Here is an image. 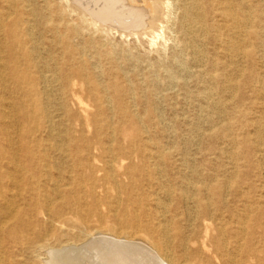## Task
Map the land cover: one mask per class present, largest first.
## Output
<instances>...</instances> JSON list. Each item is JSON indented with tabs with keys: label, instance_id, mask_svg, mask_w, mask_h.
<instances>
[{
	"label": "rangeland",
	"instance_id": "1",
	"mask_svg": "<svg viewBox=\"0 0 264 264\" xmlns=\"http://www.w3.org/2000/svg\"><path fill=\"white\" fill-rule=\"evenodd\" d=\"M150 2L135 30L121 9L97 22L103 0H0V220L30 230L21 264H264V0ZM92 235L98 252L63 250Z\"/></svg>",
	"mask_w": 264,
	"mask_h": 264
},
{
	"label": "bare ground",
	"instance_id": "2",
	"mask_svg": "<svg viewBox=\"0 0 264 264\" xmlns=\"http://www.w3.org/2000/svg\"><path fill=\"white\" fill-rule=\"evenodd\" d=\"M79 1V0H78ZM90 1H92V0H90ZM104 1V5H103V7H102V9L101 10H94L93 12H92V16L94 17V19L97 21V22H109L110 24H111V26H114V27H118V28H122V26H120L119 25V22L121 23L122 22V20L120 21L119 19L120 18H122V17H125L126 19L128 18H130V20L132 19V18H134V20H131L130 22V25H132L133 24V26L131 27V29H135V30H140V29H142L143 27H145V25L146 24H144L143 25V23H144V21H146L145 20V18L147 17V15H149V14H152V13H154L155 12V8H154V6L151 4V2H150V0H128V1H125V0H103ZM124 1V3L126 4V6H124V5H120V4H122V2ZM82 2V1H81ZM87 3V2H86ZM100 4V3H99ZM79 5V4H78ZM86 5V4H85ZM78 7H80V6H78ZM93 7V6H92ZM122 8H124V9H122ZM100 9V8H99ZM119 9H121V13H118L119 14V19H118V21L116 22V23H114L113 21L114 20H116V19H114V18H111V16L112 15H114L115 13H117V12H119L118 10ZM201 9V8H200ZM117 15V14H116ZM10 16V15H9ZM110 16V17H109ZM9 18V17H8ZM40 18V17H39ZM105 19H106V21H105ZM237 19V18H236ZM128 22V21H127ZM127 22H125V23H127ZM39 23V22H38ZM108 23V24H109ZM124 23V24H125ZM36 25V24H35ZM33 26V25H32ZM110 26V25H109ZM130 27V26H129ZM2 29V28H1ZM121 30V29H120ZM195 30V29H194ZM193 30V31H194ZM31 33V32H30ZM129 33V32H128ZM203 38V37H202ZM219 38V37H218ZM197 43V42H196ZM201 54V53H200ZM43 57V56H42ZM11 61L13 60V57L12 56H10V57H8ZM202 59V58H201ZM4 60V57H3V52L1 51V49H0V62H2ZM47 65V64H46ZM48 69V68H47ZM49 77V76H48ZM45 78V77H44ZM59 78V77H58ZM51 81V80H50ZM48 82V81H47ZM55 82V81H54ZM56 83V82H55ZM46 84V83H45ZM80 104H82V102L80 103ZM2 115V113L0 112V116ZM17 120V119H16ZM13 137H12V135L8 132V130L7 129H5V128H2L1 130H0V160H3V158H4V156H5V153H6V151H5V149L3 148V146H2V144L4 143V146H12V144H13ZM62 144V143H61ZM66 144V143H65ZM110 145V144H109ZM185 180V179H184ZM16 184V183H15ZM17 186V185H16ZM163 186V185H162ZM12 189V188H11ZM172 189V188H171ZM2 192V191H1ZM13 192V191H12ZM11 192V193H12ZM7 203V202H6ZM9 204V203H8ZM6 205V204H5ZM4 207V206H3ZM8 209V208H7ZM10 209V208H9ZM13 210V209H12ZM165 210V209H164ZM13 212V211H12ZM2 212L0 211V214H1ZM4 213H7V212H4ZM7 216L5 217V219H2V220H0V264H3V263H8V262H12V264H21L20 263V260L18 259V260H16V258L18 257V256H21V255H27L28 253H29V251L33 248V246L36 244V243H34L33 241H32V239H31V233H30V230H29V228L27 227V226H25L22 222H18V221H16L15 219V217H12V216H10L9 215V213H7L6 214ZM230 222V221H229ZM171 232V231H170ZM98 237V236H97ZM43 239H44V237H43ZM94 239H96L95 237H94ZM103 239V238H102ZM105 239V238H104ZM97 240V239H96ZM106 240H108V239H106ZM101 241H105V240H101ZM109 241H111V240H109ZM109 241H107V242H109ZM99 242V241H98ZM110 244H111V246L112 245H115V247H117L119 250H123V248L125 247L124 246V243H119V242H114V241H111V242H109ZM136 243V242H135ZM5 244H7L9 247L8 248H6L7 249V257H5L4 255H3V253H2V251L1 250H4L3 248L5 247ZM100 244V243H99ZM102 244H103V242H102ZM126 244V247H128V245H127V243H125ZM129 244V243H128ZM216 244V243H215ZM104 245V244H103ZM106 245H109V244H106ZM136 246H135V248L137 249H139V247L137 246L138 244H135ZM98 246V243L96 242V241H94L93 240V235L92 236H90V239H89V241L85 244V245H83L82 247H77V248H67V249H63L64 251H73L74 253H76V252H78L79 253V251H82V250H91V251H97L96 250V248H98L97 247ZM102 247V246H101ZM107 247H109L110 248V246H107ZM114 247V246H113ZM112 247V248H113ZM133 247V246H132ZM132 247L130 246V248L132 249ZM140 247L142 248H146L148 251V253L150 254V251H151V254H152V252H154L153 254L155 255H153L154 257H156L157 256V254H156V251H153V250H151V248L148 246V245H146L145 243H143V244H140ZM215 247V246H214ZM105 248V247H104ZM129 248V249H130ZM135 248H133V249H135ZM141 248L139 249V250H141ZM142 248V249H143ZM5 249V250H6ZM99 249H101L100 247H99ZM103 249V248H102ZM128 249V248H127ZM126 249V251H128ZM145 249V250H146ZM105 250H107V249H105ZM105 250H102V252L100 253V255H98V256H100V258H101V260H99L100 262L102 261V262H104V263H107V264H109L108 262H111V263H114V262H116L117 260L119 261V259H118V256L116 255L117 253H115V252H113V251H111V250H109V251H105ZM115 251H116V249H114ZM125 250V249H124ZM123 250V252H126V251H124ZM144 250V251H145ZM150 250V251H149ZM101 251V250H100ZM141 251H143V250H141ZM6 252V251H5ZM4 252V253H5ZM90 252V251H89ZM98 252V251H97ZM97 252L95 253V254H97ZM122 252V253H123ZM130 253L129 254H131V250L129 251ZM133 252H135V253H133ZM133 254H132V257L136 254V255H140V254H137L138 253V251H137V253H136V251H134L133 250ZM73 253V254H74ZM88 253V252H87ZM127 253V252H126ZM145 253H146V251H145ZM60 255H61V258H65V255H67L68 256V254H69V252L68 253H66V254H61V253H59ZM58 253H55L54 251H52V252H50V256H53V257H57V256H59L60 257V255H59ZM94 254V255H95ZM120 254V253H119ZM123 254H125V253H123ZM129 254H128V256H129ZM147 256H148V254H147ZM152 256V257H153ZM96 257V256H95ZM122 257V256H121ZM130 257V256H129ZM131 257V258H132ZM136 257V256H135ZM145 257V256H144ZM144 257H141V258H143L144 259ZM152 257H150V258H152ZM138 258V259H137ZM157 258V257H156ZM155 258V259H156ZM126 259H128V258H126ZM136 259L138 260V261H140V259H139V256L138 257H136ZM148 259V258H147ZM147 259H146V261H147ZM95 260V259H94ZM97 260V259H96ZM150 260V259H149ZM99 261L97 262V263H99ZM127 261H129V260H127ZM137 261V262H138ZM141 261H142V259H141ZM145 261V260H144ZM150 261H152V260H150ZM156 261H158V259L156 260ZM123 262V261H122ZM126 262V261H125ZM130 262V261H129ZM147 262H149V261H147ZM154 261H152L151 263H153ZM160 262V261H159ZM117 263V262H116ZM120 263V262H119ZM118 263V264H119ZM134 263V262H133ZM140 263H142V262H140ZM156 263V262H155ZM101 264H103V263H101ZM144 264V263H143ZM149 264V263H148ZM157 264H158V262H157Z\"/></svg>",
	"mask_w": 264,
	"mask_h": 264
}]
</instances>
